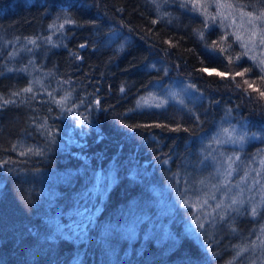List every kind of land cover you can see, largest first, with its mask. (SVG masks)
I'll return each mask as SVG.
<instances>
[{
    "label": "trees",
    "instance_id": "1",
    "mask_svg": "<svg viewBox=\"0 0 264 264\" xmlns=\"http://www.w3.org/2000/svg\"><path fill=\"white\" fill-rule=\"evenodd\" d=\"M228 38L189 0H0V264L242 263L264 204L185 228L220 120L264 150V70Z\"/></svg>",
    "mask_w": 264,
    "mask_h": 264
},
{
    "label": "rangeland",
    "instance_id": "2",
    "mask_svg": "<svg viewBox=\"0 0 264 264\" xmlns=\"http://www.w3.org/2000/svg\"><path fill=\"white\" fill-rule=\"evenodd\" d=\"M189 1L211 24L220 27L223 33L229 36L227 42H236L264 70V63H262L264 61V44L260 43V29L264 28V21L256 20L254 24H250V18L243 15V13L253 12L258 16L264 7L254 4L252 8H249L241 3H235L236 7L232 8L217 7V3L232 4L229 0ZM240 6H243L242 11ZM253 31L256 32V35L252 34ZM206 71L208 72L209 69L206 68ZM181 88L176 83L173 87L165 88L162 93L150 95V98L155 97V99L145 98L144 100H151V102L153 100L154 103L156 101L159 104L172 101L174 98L182 101L183 98L179 97ZM259 135H262L259 131L251 133L246 126L239 123L233 124L231 119L219 121L216 132L212 137H209L210 142L207 141V146L200 151L203 159L212 162L210 166L213 175L209 176L206 187L200 189L193 197V201L190 202L193 209L189 212L191 221L186 226L194 230L192 232L188 229L190 235L198 236L196 229L202 228L207 223H215L241 211L255 215L252 213V209L256 208V213L260 210L264 204V150L258 152L259 155L256 159L251 161L246 162L240 157L241 149L248 140L260 137ZM104 175L108 182L113 184L114 177L107 173ZM103 183L102 177L100 183L102 192L107 187L106 182ZM234 200L235 203H233ZM186 203L189 205V199L186 200ZM157 228L161 231V236L164 239L167 233L160 222ZM125 231L131 236H136L138 233L135 231L133 223H129ZM254 248L255 250L250 249L249 251H256L257 254L248 255L249 251L246 248L240 250L236 257L241 255L240 261L242 260L243 264H261L263 262L264 226L258 234L257 244Z\"/></svg>",
    "mask_w": 264,
    "mask_h": 264
},
{
    "label": "snow or ice",
    "instance_id": "3",
    "mask_svg": "<svg viewBox=\"0 0 264 264\" xmlns=\"http://www.w3.org/2000/svg\"><path fill=\"white\" fill-rule=\"evenodd\" d=\"M221 6L228 7V8L236 7V5H234V4H230V3L225 4V5H221V4L217 3V7H221ZM240 7H241V11H242L243 6H240ZM243 15H246V16H248V17L250 18V19H249V23H250V24H254L256 20L264 21V10H261V11L259 12V15H258V16L254 15L253 12L243 13ZM70 22H71V21H65V23H70ZM60 27H63V24H61ZM252 34H253V35H256V32L253 31ZM260 43H261V44H264V28L260 29ZM237 59H239V58H237ZM262 63H264V61H262ZM205 71H206V69H205ZM220 75H222V74H220ZM245 83H247V81H245ZM249 87H251V85H249ZM122 90H123V89H122ZM25 91H31V89H26ZM260 95H261L262 97H264V92H261ZM5 103H7V101H6ZM225 131H227V130H225ZM28 151L31 152L32 149H28ZM22 154H26V153H22ZM230 159H231V158H230ZM233 203H235V200L233 201ZM252 213H253V214H256V208H253V209H252Z\"/></svg>",
    "mask_w": 264,
    "mask_h": 264
},
{
    "label": "bare ground",
    "instance_id": "4",
    "mask_svg": "<svg viewBox=\"0 0 264 264\" xmlns=\"http://www.w3.org/2000/svg\"><path fill=\"white\" fill-rule=\"evenodd\" d=\"M253 1H254V0H253ZM139 216H140V219H141V220H143V218H146V220L148 221L147 224H148L149 226L158 227V224H157V226H156V223L153 222V221H150V218H148L146 215H144V214L141 213ZM154 223H155V224H154ZM185 228H188V229H190L192 232H194V230L191 229L190 227H186V226H185ZM202 229H203V227L200 228V229H196L197 233H198V232H201Z\"/></svg>",
    "mask_w": 264,
    "mask_h": 264
},
{
    "label": "water",
    "instance_id": "5",
    "mask_svg": "<svg viewBox=\"0 0 264 264\" xmlns=\"http://www.w3.org/2000/svg\"><path fill=\"white\" fill-rule=\"evenodd\" d=\"M82 47H83V48H86V47H87V43H83V44H82Z\"/></svg>",
    "mask_w": 264,
    "mask_h": 264
}]
</instances>
